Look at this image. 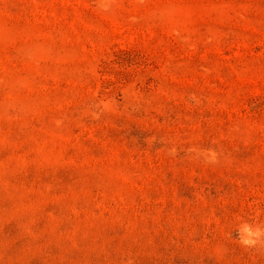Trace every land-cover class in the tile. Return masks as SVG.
I'll return each mask as SVG.
<instances>
[{
    "label": "rangeland",
    "instance_id": "1",
    "mask_svg": "<svg viewBox=\"0 0 264 264\" xmlns=\"http://www.w3.org/2000/svg\"><path fill=\"white\" fill-rule=\"evenodd\" d=\"M264 0H0V264H264Z\"/></svg>",
    "mask_w": 264,
    "mask_h": 264
},
{
    "label": "clouds",
    "instance_id": "2",
    "mask_svg": "<svg viewBox=\"0 0 264 264\" xmlns=\"http://www.w3.org/2000/svg\"><path fill=\"white\" fill-rule=\"evenodd\" d=\"M241 243L244 245H251L256 242L261 236H264V230L260 228H253L248 224H243L239 230Z\"/></svg>",
    "mask_w": 264,
    "mask_h": 264
}]
</instances>
